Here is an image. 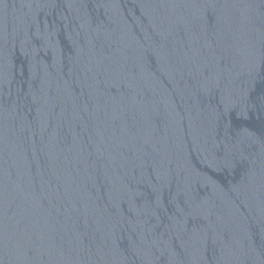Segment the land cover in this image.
<instances>
[{"label": "water", "instance_id": "95a60500", "mask_svg": "<svg viewBox=\"0 0 264 264\" xmlns=\"http://www.w3.org/2000/svg\"><path fill=\"white\" fill-rule=\"evenodd\" d=\"M0 264H264V0H0Z\"/></svg>", "mask_w": 264, "mask_h": 264}]
</instances>
